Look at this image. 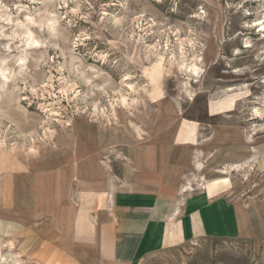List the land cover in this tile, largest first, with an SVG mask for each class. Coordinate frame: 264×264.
Here are the masks:
<instances>
[{
  "label": "rangeland",
  "instance_id": "rangeland-1",
  "mask_svg": "<svg viewBox=\"0 0 264 264\" xmlns=\"http://www.w3.org/2000/svg\"><path fill=\"white\" fill-rule=\"evenodd\" d=\"M260 19L264 0H0V195L14 178L30 200V177L47 172L75 209L130 172L184 195L215 185L246 211L241 236L139 264H264V39L250 28ZM185 124L192 145L177 141ZM70 242L74 264H98L96 244ZM18 244L0 232V264H38Z\"/></svg>",
  "mask_w": 264,
  "mask_h": 264
},
{
  "label": "crops",
  "instance_id": "crops-1",
  "mask_svg": "<svg viewBox=\"0 0 264 264\" xmlns=\"http://www.w3.org/2000/svg\"><path fill=\"white\" fill-rule=\"evenodd\" d=\"M183 126L177 141L192 145L195 128ZM141 174L130 172L102 183L99 191L81 193L78 209L63 205L61 178L55 172L30 177V200L19 193L24 186L10 178L0 195V215L5 218L0 220V232L19 238L20 254L37 256L38 264H47V260L49 264H74L72 239L91 246L92 252L96 244L98 264H139L148 256L197 239L241 236V213L246 211L212 193L215 185L184 195L186 188L180 192L169 184L143 188ZM43 192L49 193L47 207ZM96 211L95 229L91 214ZM43 217H47L45 221ZM63 237L68 244L64 248ZM68 237L72 239L68 241ZM75 264H81L80 260Z\"/></svg>",
  "mask_w": 264,
  "mask_h": 264
},
{
  "label": "bare ground",
  "instance_id": "bare-ground-1",
  "mask_svg": "<svg viewBox=\"0 0 264 264\" xmlns=\"http://www.w3.org/2000/svg\"><path fill=\"white\" fill-rule=\"evenodd\" d=\"M262 20L260 19V20L255 21L254 23H252L250 28H256L257 29V33L261 36L262 39H264V21H262ZM24 36H26L25 37L26 40L24 41L25 42L24 44L26 45V47L28 49H34V48H37L39 46L40 42L35 38V36H33V34L31 33L30 30H27V33ZM245 48L248 49V48H250V46L247 44L245 46ZM24 63H25V58H21L20 59L21 68H23V66L25 65ZM187 68L189 69L188 71H190L192 76H194V78L195 77L197 78V75H198V72H199V67H197L196 64H193V65L187 66ZM0 78H1V80L3 82V84H7L9 82V76L6 75L2 71H0ZM120 102H121L122 105H125L126 100L124 98H121ZM255 113L258 114V111L255 110Z\"/></svg>",
  "mask_w": 264,
  "mask_h": 264
}]
</instances>
